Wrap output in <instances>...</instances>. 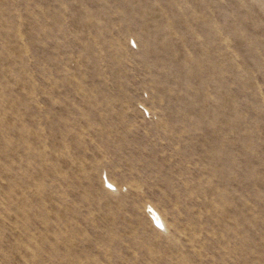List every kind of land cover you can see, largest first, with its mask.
<instances>
[{"label": "rangeland", "instance_id": "374dc122", "mask_svg": "<svg viewBox=\"0 0 264 264\" xmlns=\"http://www.w3.org/2000/svg\"><path fill=\"white\" fill-rule=\"evenodd\" d=\"M0 264H264V0H0Z\"/></svg>", "mask_w": 264, "mask_h": 264}]
</instances>
